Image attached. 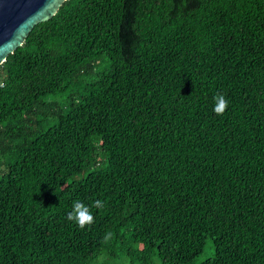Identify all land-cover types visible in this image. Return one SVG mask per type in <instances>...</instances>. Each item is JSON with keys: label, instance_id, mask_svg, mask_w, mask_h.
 <instances>
[{"label": "trees", "instance_id": "obj_1", "mask_svg": "<svg viewBox=\"0 0 264 264\" xmlns=\"http://www.w3.org/2000/svg\"><path fill=\"white\" fill-rule=\"evenodd\" d=\"M0 85V264H264V0H65Z\"/></svg>", "mask_w": 264, "mask_h": 264}, {"label": "water", "instance_id": "obj_2", "mask_svg": "<svg viewBox=\"0 0 264 264\" xmlns=\"http://www.w3.org/2000/svg\"><path fill=\"white\" fill-rule=\"evenodd\" d=\"M65 0H0V64L33 26L48 20Z\"/></svg>", "mask_w": 264, "mask_h": 264}, {"label": "clouds", "instance_id": "obj_3", "mask_svg": "<svg viewBox=\"0 0 264 264\" xmlns=\"http://www.w3.org/2000/svg\"><path fill=\"white\" fill-rule=\"evenodd\" d=\"M214 105L213 111L217 115H222L227 110L229 102L223 94L217 93L214 97ZM93 207L97 209H103L105 207V203L100 200H96ZM67 219L69 221H74L78 227L82 229L85 226H90L93 224L95 220L91 209L79 200L73 202L72 211L68 213Z\"/></svg>", "mask_w": 264, "mask_h": 264}, {"label": "rangeland", "instance_id": "obj_4", "mask_svg": "<svg viewBox=\"0 0 264 264\" xmlns=\"http://www.w3.org/2000/svg\"><path fill=\"white\" fill-rule=\"evenodd\" d=\"M211 253H212V250L209 247V243H208L203 253L199 257H197V259L195 260V264H198L199 262L211 256Z\"/></svg>", "mask_w": 264, "mask_h": 264}]
</instances>
